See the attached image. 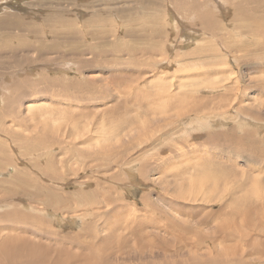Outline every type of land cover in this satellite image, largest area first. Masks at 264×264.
I'll list each match as a JSON object with an SVG mask.
<instances>
[{
	"label": "rangeland",
	"instance_id": "1",
	"mask_svg": "<svg viewBox=\"0 0 264 264\" xmlns=\"http://www.w3.org/2000/svg\"><path fill=\"white\" fill-rule=\"evenodd\" d=\"M4 1L0 264H264V0Z\"/></svg>",
	"mask_w": 264,
	"mask_h": 264
},
{
	"label": "bare ground",
	"instance_id": "2",
	"mask_svg": "<svg viewBox=\"0 0 264 264\" xmlns=\"http://www.w3.org/2000/svg\"><path fill=\"white\" fill-rule=\"evenodd\" d=\"M0 1H1V0H0ZM8 1H9V4H10V2L12 3V1H11V0H8ZM1 2H2V4L4 5V3H3V2H5V1L3 0V1H1ZM15 2H16V1H15ZM5 3H7V2H5ZM7 4H8V3H7ZM7 4H6V5H7ZM13 4H14V3H13ZM3 5H1V4H0V8H2V7H3ZM11 7H12V6H11ZM4 8H5V7H4ZM14 8H15V7H14ZM1 11H2V10H1ZM23 14H24V13H23ZM25 15H26V14H25ZM17 18H18V17H17ZM47 212H48V211H47ZM50 213H51V212L49 211V214H50ZM57 215H58V214H57ZM59 219H60V218H59ZM59 219H58V220H59Z\"/></svg>",
	"mask_w": 264,
	"mask_h": 264
}]
</instances>
